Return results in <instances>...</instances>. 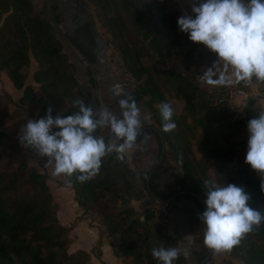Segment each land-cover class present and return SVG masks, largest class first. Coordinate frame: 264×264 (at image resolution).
I'll return each mask as SVG.
<instances>
[{
    "label": "trees",
    "instance_id": "trees-1",
    "mask_svg": "<svg viewBox=\"0 0 264 264\" xmlns=\"http://www.w3.org/2000/svg\"><path fill=\"white\" fill-rule=\"evenodd\" d=\"M88 1L109 32L112 54L133 78L129 98L151 119L141 127L137 139L155 135L159 153L151 169L137 173L125 152L121 160L113 151L102 159L91 180L80 183L77 174L62 175V184L74 189L81 216L99 229L100 240L92 251L100 254L97 248L107 237L124 264H157L151 249L160 246L178 251L173 264H189L177 236L169 233L154 205L138 210L133 202L152 193L156 199L177 203L192 199L205 211L203 181L217 178L243 187L251 197L249 206L264 212L261 178L245 163L240 150L247 144L248 121L260 114L256 99H250L245 116L218 106L228 85L220 88L200 82L216 54L179 30L182 14L173 0ZM59 9V0H0V70L23 90L16 104L26 107L35 119L45 117L49 106L53 116L70 115L78 111L73 104L78 98L100 110L90 103L91 93L83 89L76 64L64 49L58 33L64 19ZM94 23L93 18L86 20L65 34L91 64L98 56ZM252 83L234 82L248 91H252ZM180 99L185 103L178 112L175 102ZM162 102L173 108L175 128L169 132L162 130ZM12 117L0 93V264H95L92 251L70 250L72 226L58 217L59 204L48 183V172L24 159L11 161L23 153L19 140L4 127ZM96 135L107 142L110 132L100 129ZM167 159L177 164V187L170 191L160 185ZM213 251L205 244L196 250V264H206ZM225 253L244 264H264V222Z\"/></svg>",
    "mask_w": 264,
    "mask_h": 264
},
{
    "label": "clouds",
    "instance_id": "clouds-1",
    "mask_svg": "<svg viewBox=\"0 0 264 264\" xmlns=\"http://www.w3.org/2000/svg\"><path fill=\"white\" fill-rule=\"evenodd\" d=\"M193 15L178 18V28L192 42L203 44L217 59L200 77L211 86L236 83L245 86L253 81L264 86V0H200L193 3ZM73 104L78 111L53 116L51 106L43 118L29 119L22 126L18 140L41 158L54 162V176L76 175L80 183L91 180L99 172L102 159L113 151L118 159L136 145L141 129V111L134 99H121L120 116L102 107L95 111L83 99ZM162 130H174L173 108L167 102L160 106ZM108 129L109 140L97 136ZM248 140L245 163L260 176L264 191V114L247 123ZM206 210L198 214L203 226L204 244L215 252L231 251L241 239L264 222V212L253 209L243 187L225 184L218 179L203 181ZM157 264H173L178 259L175 248L151 249Z\"/></svg>",
    "mask_w": 264,
    "mask_h": 264
},
{
    "label": "crops",
    "instance_id": "crops-1",
    "mask_svg": "<svg viewBox=\"0 0 264 264\" xmlns=\"http://www.w3.org/2000/svg\"><path fill=\"white\" fill-rule=\"evenodd\" d=\"M59 2V12L63 15L64 19L58 25V33L60 34L65 51L76 64L78 78L82 83L83 89L91 93L90 103L93 106H99L100 109L106 107L122 118L119 102L121 99H129V94L133 89L132 78L118 74L114 70V65L111 62V51L108 45V36L100 30L98 22H95L96 28L105 39L106 47L98 54L95 64L89 63L84 55L65 36L66 33H72L78 24L93 18L92 6L87 4L85 0H59ZM199 2L200 0H173L174 5L180 10L182 15H193V18L192 5ZM229 75L232 83H234L235 77L231 76L230 72ZM255 87L256 83L254 82L252 83V91L249 92L251 93V98L256 99L255 109L259 107L260 110H256L260 114H264V93L262 91L259 93L255 92ZM22 92V89L17 88L13 84L6 71L0 70V93L3 94L5 106L13 114V117L7 121L4 127L17 139L22 126L27 123V120L35 119L29 116L26 107L16 104V100L22 95ZM180 103L184 105L185 102L181 99ZM150 123L151 120L148 115L141 111V127ZM22 149V159L39 170L48 172L50 176L48 183L51 189L53 187L58 188L56 189L57 195L62 197V192L68 194V200L63 201V204L58 203V217L63 224L72 226L71 235L73 236V241L70 244V250L84 248L92 251L100 240V232L96 225L89 223V218L81 216L82 212L75 199L74 189L64 184L58 185L55 181H63L65 178L53 175L54 162L49 163L47 158L36 156L31 149L24 147ZM246 152L247 144L241 150V153H244L243 159H245ZM125 153L137 173L142 170H149L153 167L159 153L158 140L153 134L146 135L141 139H137L136 145L132 149L126 150ZM176 165L172 159L166 160L165 166L167 169L160 178V185L163 190L170 191L177 187L174 177ZM140 183L142 184L141 180ZM53 194L56 197L55 193ZM157 201L155 197L148 194L143 199L136 200L133 203L138 210H142L145 206L156 204ZM163 204L167 205L172 213L175 226L174 232L187 262L189 264H196L195 251L200 250L204 245L203 226L198 218V214H202L203 211L194 200L188 198L178 203L169 201L163 202ZM261 205L264 207V199L261 200ZM98 251L100 254L92 251V261L95 264H124L121 258L114 253L113 247L107 237H103L100 246L97 248ZM209 257L210 259L206 264H244L240 259L227 255L225 251H213Z\"/></svg>",
    "mask_w": 264,
    "mask_h": 264
},
{
    "label": "built area",
    "instance_id": "built-area-1",
    "mask_svg": "<svg viewBox=\"0 0 264 264\" xmlns=\"http://www.w3.org/2000/svg\"><path fill=\"white\" fill-rule=\"evenodd\" d=\"M248 97H251V93L248 90L231 83L220 94L217 103L219 107L233 112L236 116H245ZM154 210L156 214L161 217L163 223L168 226L169 233L175 234L174 219L171 215L169 207H167V205H164L161 208H156V206H154Z\"/></svg>",
    "mask_w": 264,
    "mask_h": 264
},
{
    "label": "rangeland",
    "instance_id": "rangeland-1",
    "mask_svg": "<svg viewBox=\"0 0 264 264\" xmlns=\"http://www.w3.org/2000/svg\"><path fill=\"white\" fill-rule=\"evenodd\" d=\"M47 0H35V2L36 3H43V2H46ZM85 2L87 3V4H89V5H91L92 6V15H93V20H94V22H98V24L100 25V30H102V32L105 34V35H107L108 37H107V39L109 38V32L106 30V28L100 23V21L96 18V16H95V11H94V5L90 2V1H88V0H85ZM95 18V19H94ZM108 45H109V47H110V50H111V57H112V59H111V62H112V64L114 65V70L118 73V74H121V75H123V76H127V77H130V78H132L129 74H127L125 71H124V69H123V67L121 66V60L119 59V57L117 56V55H113L112 54V52H113V47H112V45L108 42ZM71 59V58H70ZM77 73H78V70H77ZM132 80H133V78H132ZM218 87H220V88H223L224 86H218ZM263 92V91H262ZM264 93V92H263ZM264 96V95H263ZM180 101H181V99L180 100H177L176 102H175V108H176V110L177 111H181L182 110V108H183V105H182V103H180ZM141 111V110H140ZM143 112V111H142ZM145 113V112H144ZM145 114H147V113H145ZM148 115V114H147ZM148 117H149V115H148ZM149 119H150V117H149ZM151 120V119H150ZM194 149H195V151H196V153H197V155H200L201 154V151H200V149L195 145L194 146ZM240 150H243V147L240 149ZM242 155L244 154V153H241ZM22 159V157L21 156H14L12 159H11V161L13 162V163H17V162H19L20 160ZM59 177H62V176H59ZM64 177V176H63ZM62 177V178H63ZM57 183H58V185H60V184H62V180H55ZM56 189H58V188H55V187H53V189H51L52 190V192L53 193H55V195H56V197H55V200L58 202V203H61V204H63L64 202L63 201H65V200H68V194L67 193H65V192H62L61 193V195H62V197L61 196H59V195H57L58 193L56 192L57 190ZM154 206H156V208H161V207H163L164 206V204H163V202L162 201H157V203L156 204H154ZM153 206V207H154ZM159 216V215H158ZM160 217V216H159ZM161 218V217H160ZM163 222V221H162Z\"/></svg>",
    "mask_w": 264,
    "mask_h": 264
},
{
    "label": "water",
    "instance_id": "water-1",
    "mask_svg": "<svg viewBox=\"0 0 264 264\" xmlns=\"http://www.w3.org/2000/svg\"><path fill=\"white\" fill-rule=\"evenodd\" d=\"M93 31L95 33V37H96V40L98 42V54L106 47V41L105 39L101 36V34L98 32L97 28H96V24L94 23L93 24ZM111 51V50H110ZM89 62V61H88ZM90 63V62H89ZM255 92H261L263 91L264 92V86H261V85H257L256 84V87L254 89ZM251 97H248L247 98V104L249 103ZM257 110H260L259 107L256 108ZM151 196L155 197L152 193H150ZM158 200L162 201V202H169V200H162V199H159L157 198ZM172 215V213H171ZM211 255V254H210ZM209 255V256H210Z\"/></svg>",
    "mask_w": 264,
    "mask_h": 264
}]
</instances>
